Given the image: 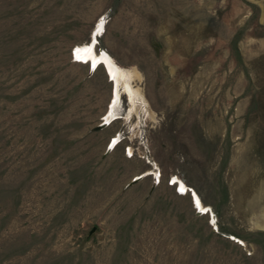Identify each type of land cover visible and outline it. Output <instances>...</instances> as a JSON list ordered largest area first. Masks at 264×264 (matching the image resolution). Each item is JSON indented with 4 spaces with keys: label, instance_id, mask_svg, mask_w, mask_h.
Returning a JSON list of instances; mask_svg holds the SVG:
<instances>
[{
    "label": "rangeland",
    "instance_id": "rangeland-1",
    "mask_svg": "<svg viewBox=\"0 0 264 264\" xmlns=\"http://www.w3.org/2000/svg\"><path fill=\"white\" fill-rule=\"evenodd\" d=\"M0 264H264V0H0Z\"/></svg>",
    "mask_w": 264,
    "mask_h": 264
},
{
    "label": "bare ground",
    "instance_id": "bare-ground-1",
    "mask_svg": "<svg viewBox=\"0 0 264 264\" xmlns=\"http://www.w3.org/2000/svg\"><path fill=\"white\" fill-rule=\"evenodd\" d=\"M90 46H92V45H90ZM75 51L74 52H75V55H76V58L77 59L79 58V59H82L83 61L91 62L94 65H97L98 63L99 64H103L104 67L106 68V70H107L110 78L114 82V84L116 86V89L118 88L119 85H121L122 86V89L128 94L129 98L130 99H133V101H134V99L136 97V93L135 92H137V90L131 89V86L129 85V80H131V78L134 76V74L132 73V71L130 72L129 70L125 71V70L120 69L115 64H113V62L111 61V59L106 54H104V53H102V55L100 54L101 56L95 55L93 53V51H92V48H89V47H83V48H81V47H79ZM116 89H115V98H118V94L119 93L117 92ZM119 90H121V89H119ZM110 110H112V109H110ZM107 119H108V116L105 118V120L107 121ZM106 124H107L106 122L103 123L104 126H106ZM115 142L116 141L111 142V147L115 144ZM176 182H178V181L176 180ZM179 185H180L179 188H180V191L181 192H184L185 190H188L183 183L179 182ZM193 195H194V200H195V204H196V206L198 208V211L204 213L205 212V209H204L205 207H203L199 203V199L196 196V194L194 193Z\"/></svg>",
    "mask_w": 264,
    "mask_h": 264
},
{
    "label": "water",
    "instance_id": "water-1",
    "mask_svg": "<svg viewBox=\"0 0 264 264\" xmlns=\"http://www.w3.org/2000/svg\"><path fill=\"white\" fill-rule=\"evenodd\" d=\"M103 127H104V125H101V126L97 127L96 130H99V129L103 128Z\"/></svg>",
    "mask_w": 264,
    "mask_h": 264
}]
</instances>
